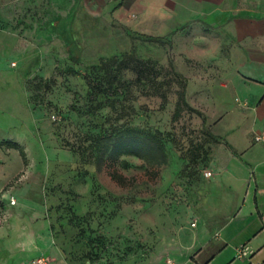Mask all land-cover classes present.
Returning a JSON list of instances; mask_svg holds the SVG:
<instances>
[{
	"label": "rangeland",
	"instance_id": "1",
	"mask_svg": "<svg viewBox=\"0 0 264 264\" xmlns=\"http://www.w3.org/2000/svg\"><path fill=\"white\" fill-rule=\"evenodd\" d=\"M120 1L0 0V185L11 181L9 196L20 200V181L31 179L35 197L29 201L43 200L73 264L88 258L93 264H165L170 254L176 264H186L198 231L202 240L220 232V225H209L215 223L212 208L232 192L213 189V176L205 175L208 169L215 175L227 157L214 133L215 118L207 117L206 94L223 92L234 110L237 95L232 85L189 81L199 68L192 54L183 57L169 38H149L138 14L125 21L129 25L114 20ZM230 4L264 14V0ZM99 12L100 22L92 16ZM197 25L188 28L204 29ZM74 27L84 46L71 56L65 39ZM129 52L151 61L158 80H140L129 68L114 88H96L104 80L97 65ZM173 68L188 78L189 103L202 114L186 108L175 117L184 82ZM245 124L236 122L233 133L241 134V146L252 142L249 128H256L250 120ZM134 126L163 132L166 162L115 152L116 132ZM199 219V227H192Z\"/></svg>",
	"mask_w": 264,
	"mask_h": 264
},
{
	"label": "crops",
	"instance_id": "2",
	"mask_svg": "<svg viewBox=\"0 0 264 264\" xmlns=\"http://www.w3.org/2000/svg\"><path fill=\"white\" fill-rule=\"evenodd\" d=\"M120 3L113 10L114 20L123 24L138 14L149 38L161 37L163 41L169 38L171 44L180 48L178 52L183 57L192 54L190 58L199 68L194 67L192 77L188 75L189 81L193 78L200 86L221 88L232 85L237 95L234 110L226 106L228 101L221 97L222 91L208 89L206 94V100L211 103L206 105L207 117L215 118L214 133L223 139L221 148L227 155L221 170L216 168L213 175V189L223 186L232 192L212 208L214 219L210 222L215 223L209 225H220V232L202 240L198 231L195 241L187 246L191 259L186 264H215L218 260L221 264H264V143L256 140L261 131L264 133L263 12L239 9L230 0H121ZM92 16L100 22L103 15L99 12V17ZM198 22L204 29L188 28L198 27ZM74 28L72 33L66 32L65 42L70 54H80L84 45L79 29L76 27L74 33ZM248 120L254 127L259 126L249 128L252 142L241 146V134L233 135L235 124H245ZM10 182L0 185V264H39L42 256L50 257V264H73L58 243L43 200L29 201V196L35 197L33 187L30 188L31 179L20 181V200L14 194L9 196ZM22 183H28V188ZM236 186L241 190L239 193L234 189ZM13 196L16 204L11 202ZM36 197H40L37 192ZM200 221L192 227H199ZM180 245L184 246L183 242ZM244 245L250 247V253L240 256ZM170 256L176 264L174 256ZM83 262L93 264L88 259ZM115 264L134 263L127 259Z\"/></svg>",
	"mask_w": 264,
	"mask_h": 264
},
{
	"label": "trees",
	"instance_id": "3",
	"mask_svg": "<svg viewBox=\"0 0 264 264\" xmlns=\"http://www.w3.org/2000/svg\"><path fill=\"white\" fill-rule=\"evenodd\" d=\"M120 6L121 3L117 5V8ZM155 39L158 41L164 40L161 37H156ZM72 55L73 54H71V56ZM74 56V58H78L76 55ZM151 63V61H144V59L133 52L126 53L123 57L114 55L97 65V68L102 72L104 80H102L101 85L98 83L96 88H101L102 84L107 88H114L116 81H118L120 76L129 68L136 70L140 80H143L144 77H148L149 75V79L157 81L160 72L155 70V67H153ZM173 73L179 81L184 82V88L179 91L175 117L178 118L186 108L197 110L198 113L202 114L200 110L195 109L188 101L186 78L174 68ZM163 98L166 100V95H164ZM204 123L207 124L206 116L204 118ZM114 150L117 153L135 154L150 161L157 160L158 162H166L168 159L167 142L163 132L138 126L125 127L117 131ZM88 260L92 262L90 258H88Z\"/></svg>",
	"mask_w": 264,
	"mask_h": 264
},
{
	"label": "built area",
	"instance_id": "4",
	"mask_svg": "<svg viewBox=\"0 0 264 264\" xmlns=\"http://www.w3.org/2000/svg\"><path fill=\"white\" fill-rule=\"evenodd\" d=\"M15 65V63H13ZM54 119H57V116L54 115ZM256 140L257 141H262L264 140V133H261L259 135L256 136ZM205 175L208 177H211L214 175L213 171L208 169L205 171ZM12 204H16L17 203V199L13 196L12 200H11ZM2 220V217L0 216V221ZM193 226H196V223H193ZM250 253V247L247 245H244L241 247L240 249V256H247ZM51 262V258L47 257V256H42L38 259V263L39 264H50ZM167 264H175V261L172 258H168L167 260Z\"/></svg>",
	"mask_w": 264,
	"mask_h": 264
}]
</instances>
